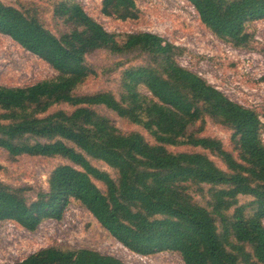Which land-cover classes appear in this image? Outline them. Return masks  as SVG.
Listing matches in <instances>:
<instances>
[{
  "label": "trees",
  "instance_id": "1",
  "mask_svg": "<svg viewBox=\"0 0 264 264\" xmlns=\"http://www.w3.org/2000/svg\"><path fill=\"white\" fill-rule=\"evenodd\" d=\"M187 1L214 36L236 49L251 46L248 26L264 20V0ZM52 4L64 26L60 35L45 26L33 4L0 0V34L57 73L28 87L0 86V150L12 158L65 161L50 172L46 189L0 181V222L34 233L48 220L61 221L75 201L138 255L178 253L184 264H264L259 113L181 66L177 56L184 50L162 37L108 32L78 0ZM102 13L122 22L139 18L135 0H102ZM98 52L145 57L122 71L118 96L80 92L95 74L88 57ZM99 108L154 142L142 131L124 133ZM206 119L231 132V149L201 129L191 130ZM242 197L250 201L241 204ZM14 264L126 263L91 249L52 246Z\"/></svg>",
  "mask_w": 264,
  "mask_h": 264
},
{
  "label": "rangeland",
  "instance_id": "2",
  "mask_svg": "<svg viewBox=\"0 0 264 264\" xmlns=\"http://www.w3.org/2000/svg\"><path fill=\"white\" fill-rule=\"evenodd\" d=\"M19 6L33 4L45 26L56 35L64 26L54 18L53 0H2ZM86 13L111 33L129 34L148 32L162 37L184 50L177 56L184 68L200 75L230 100L256 110L264 124V20L252 22L248 31L253 39L246 49H236L218 39L201 22L187 0H135L139 18L122 22L102 13V0H78ZM145 57L132 52L112 55L98 52L88 57L94 73L81 89V93L112 91L119 95L122 71L132 65H141ZM57 73L38 56L26 51L10 37L0 34V86L28 87L55 77ZM124 133L142 131L150 142L152 137L139 127L121 119L115 113L99 108ZM202 130V135L223 141L231 149V132L210 119L198 123L191 130ZM264 140V134H263ZM188 148H173L174 152ZM218 165L221 161L211 156ZM65 161L34 157L12 158L0 150V181L12 186H31L46 189L50 172ZM98 168L117 173L100 162ZM199 201H203L200 197ZM241 204L249 198H240ZM63 249H91L114 256L126 264H184L178 253L163 252L146 257L131 252L114 239L109 232L81 204L72 202L61 221L48 220L34 233L14 222H0V264H14L48 247Z\"/></svg>",
  "mask_w": 264,
  "mask_h": 264
}]
</instances>
